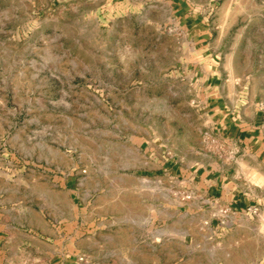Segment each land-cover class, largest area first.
I'll return each mask as SVG.
<instances>
[{"label": "rangeland", "instance_id": "obj_1", "mask_svg": "<svg viewBox=\"0 0 264 264\" xmlns=\"http://www.w3.org/2000/svg\"><path fill=\"white\" fill-rule=\"evenodd\" d=\"M176 8L0 0V264L13 227L82 264H264V166L202 118L205 72L264 108V0ZM205 155L242 211L175 188Z\"/></svg>", "mask_w": 264, "mask_h": 264}, {"label": "crops", "instance_id": "obj_2", "mask_svg": "<svg viewBox=\"0 0 264 264\" xmlns=\"http://www.w3.org/2000/svg\"><path fill=\"white\" fill-rule=\"evenodd\" d=\"M180 0H171L172 8L179 10ZM208 63L209 59L206 60ZM218 76L204 73L202 79L205 98L203 103V119L206 120L211 132L220 141L237 153L236 162L245 160L253 165L264 166V108L257 105L254 99L244 96L242 91L236 96L233 90L226 89L224 84L217 81ZM193 152V149L189 150ZM205 164H197L194 168L183 171L175 165V188H179L180 178L183 191L193 195L198 194L219 208H227L231 212H240L244 205L234 194L236 185L234 179L224 175L231 170L217 158L204 156ZM248 164V163H247ZM185 189V190H184ZM7 234L8 251L14 252L21 248L27 255H20V264H82L75 253L66 250L57 251L59 238L52 233L50 242L35 238L26 232L18 231ZM50 251L49 256L43 254Z\"/></svg>", "mask_w": 264, "mask_h": 264}, {"label": "built area", "instance_id": "obj_3", "mask_svg": "<svg viewBox=\"0 0 264 264\" xmlns=\"http://www.w3.org/2000/svg\"><path fill=\"white\" fill-rule=\"evenodd\" d=\"M186 198L189 199L190 196H187ZM229 212H230V211H229V209H227V208H225V209L222 210V213L225 214V215L228 214ZM80 260H82V259H80Z\"/></svg>", "mask_w": 264, "mask_h": 264}]
</instances>
